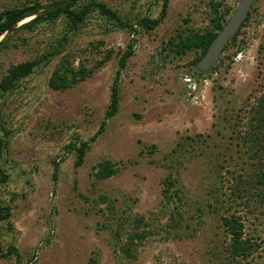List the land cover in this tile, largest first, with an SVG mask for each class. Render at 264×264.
<instances>
[{"label": "rangeland", "instance_id": "1", "mask_svg": "<svg viewBox=\"0 0 264 264\" xmlns=\"http://www.w3.org/2000/svg\"><path fill=\"white\" fill-rule=\"evenodd\" d=\"M29 1L0 0V11ZM100 1L129 23L156 17L162 7V0ZM219 1V11L230 13L239 2ZM209 2L168 0L150 31L137 24L130 33L121 26L106 30L91 15L63 40L64 20L30 30L20 27L26 17L0 36L6 40L0 79L11 64L39 61L14 89L0 93V167L7 175L0 203L10 206L11 229L2 226L23 262L264 264V186L249 162L264 163V146L247 150L242 139L264 90V0L253 1L235 41L203 75L191 69L198 52L173 56L161 50L177 30L205 27ZM127 43L132 54L120 70L118 111L75 166L69 144L98 130ZM55 50L60 52L48 54ZM106 53L111 56L97 64ZM81 66L85 78L75 76L63 89L49 83L56 69ZM104 159L117 171L97 179L95 165ZM167 179L176 192L170 199L164 195ZM231 214L259 245L245 259L227 257L221 217ZM142 230L145 237L131 241L125 254L129 235Z\"/></svg>", "mask_w": 264, "mask_h": 264}, {"label": "trees", "instance_id": "2", "mask_svg": "<svg viewBox=\"0 0 264 264\" xmlns=\"http://www.w3.org/2000/svg\"><path fill=\"white\" fill-rule=\"evenodd\" d=\"M52 2L56 0H50ZM168 0H162L161 11L158 16L150 17L148 15L138 18L135 23L124 22L118 13L110 8L105 2L100 0H68L63 6L57 7L45 13H40L29 20L24 22L20 27L25 29H34L38 25L43 23H52L57 20H64V30L62 39H66L68 32L77 31V29L83 25L87 18L91 15L96 16L99 20L103 21L102 26L106 30L115 29L119 26L128 30V32H135V25L137 24L143 31H150L154 29L160 23L167 5ZM221 3L219 0H210V18L208 24L202 29H192L187 27L184 30H177L175 34H172L167 41L163 42L161 50L165 51L167 54H173V56H182L189 51L198 52V57L190 62L191 69H193L197 74L203 75L200 71L196 62L205 53L207 46L210 41L214 38L217 31L222 27L223 23L227 19V15L230 13L229 8H225L219 11ZM253 5V4H252ZM252 5L249 9L247 16L240 25L236 34L229 40L225 45L222 52L235 41L237 35L242 26L247 22L251 11ZM45 5L39 3L37 0H30L29 3L22 4L21 6H14L11 8H5L0 11V35L12 27L14 23L20 21L23 17L30 13H34L42 9ZM5 39L0 41V47L5 44ZM134 41V39L132 40ZM58 42V41H57ZM60 50L49 51V55H55L59 53ZM132 54V44L127 43L126 49H124L118 57V69L115 72L114 78L110 86L109 93V103L104 114V119H102L100 126L97 131H95L87 140L79 141V144H69V148L73 149L76 154L74 161L75 166H79L85 157L86 151L90 148L91 143L96 139V137L102 132L105 124V120L116 114L119 107V75L120 70L125 66L127 59ZM110 53H106L104 59L98 61L97 64H103L106 59L110 57ZM66 62L68 63L67 55L64 56ZM38 60H26L15 64H11L5 75L0 79V93L8 92L17 86L20 79L27 77L33 70L34 66L38 63ZM216 67V64L211 66L210 69ZM75 76L79 78H85L87 76V69L81 66L77 69L72 67L63 69V71L55 70L54 75L49 80V83L54 88H66L69 84L75 81ZM250 131L246 132V136H242L244 145L247 146V150H253L256 147L264 146V90L256 98V104L253 107V114L249 119ZM248 144V145H247ZM4 147V141L0 137V160L2 157V148ZM256 152V150H254ZM248 153V152H247ZM257 153V152H256ZM250 165L254 167L255 170V180L258 185L264 186V163L259 162V164H253V161L249 160ZM95 178L105 179L113 175L117 171L116 163L108 159L99 161L96 165ZM56 168L54 169V178H56ZM7 175L3 173L0 167V183L6 181ZM167 186L164 189V195L167 199L175 196L174 192L169 191V187L172 182L170 179L165 180ZM170 192V193H169ZM173 194V195H172ZM10 206L8 204L0 203V264L2 260L12 258L14 264H33L31 260L23 262L21 255L17 247L13 243L6 241V235L3 231L2 223L6 222L9 229L11 226L9 224L10 217ZM222 225L228 235V245L225 247L227 251V257L236 259H245L253 252L259 248V245L250 236H247L243 231V223L239 216L234 214L221 217ZM118 235V232H116ZM146 232L135 231L129 235L128 243L123 249L125 254H129L130 243L135 238L142 239L145 237ZM116 253H118L117 249Z\"/></svg>", "mask_w": 264, "mask_h": 264}, {"label": "water", "instance_id": "3", "mask_svg": "<svg viewBox=\"0 0 264 264\" xmlns=\"http://www.w3.org/2000/svg\"><path fill=\"white\" fill-rule=\"evenodd\" d=\"M67 1L68 0H56L44 6L42 9L26 15L25 17L28 16L34 17L40 13H45L57 7L63 6ZM253 1L254 0H239V2L232 10L226 21L223 23L222 27L217 31L214 38L210 41L205 53L196 62V66L200 71L204 73L208 71L211 66L217 63L220 53L222 52L225 45L229 42V40L238 31L240 25L247 16ZM25 17H23L22 19H24ZM15 24L16 23H14L12 26H14ZM8 30H10V28Z\"/></svg>", "mask_w": 264, "mask_h": 264}, {"label": "bare ground", "instance_id": "4", "mask_svg": "<svg viewBox=\"0 0 264 264\" xmlns=\"http://www.w3.org/2000/svg\"><path fill=\"white\" fill-rule=\"evenodd\" d=\"M29 18H31L32 16H28ZM26 18V17H25Z\"/></svg>", "mask_w": 264, "mask_h": 264}]
</instances>
